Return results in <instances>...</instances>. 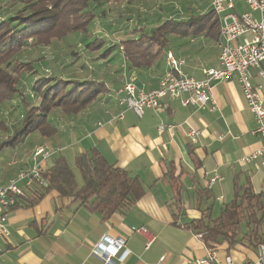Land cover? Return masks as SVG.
<instances>
[{
  "label": "crops",
  "instance_id": "1",
  "mask_svg": "<svg viewBox=\"0 0 264 264\" xmlns=\"http://www.w3.org/2000/svg\"><path fill=\"white\" fill-rule=\"evenodd\" d=\"M170 1L159 10L173 11L177 3L173 6ZM208 1L205 10L210 8ZM147 2L110 3V12L107 11L110 42L136 38L142 29L155 28L175 13L162 17L153 10L148 12ZM234 2L237 12L246 10L241 0ZM180 17L185 19L187 15L182 12ZM179 37L183 39H177L178 44L172 48L168 46L165 55L148 68H130L118 46V60L113 56L91 61L95 72L80 56L76 61L82 67L79 75H58L99 79L106 83L107 91L78 113L51 111L55 118L50 114L49 119L56 132L50 136L32 132L13 147L14 157L0 165V185L6 186L20 171L35 165L47 170L59 155L75 165L78 153L95 148L109 163L137 175L146 192L130 208L103 219L95 209L79 205L71 197H61L56 191L28 204L32 191L22 182L20 186L26 196L9 212V235L0 238V264H192L196 258L206 256L210 247L190 227L192 220L201 218L202 209L212 206L213 215L216 202H222V206L230 202L235 196L236 179L240 183L250 182L256 192H264L261 161L246 164L240 161L261 146L262 137L253 133L257 122L237 74L213 83L214 103L205 108L183 106L180 99L165 98L164 110L146 109L139 116L119 103V90L130 79L146 90L159 86L168 68L169 51L183 59V70L198 80L205 79V70L219 67L220 38ZM252 72V81L262 84L264 96V77L256 68ZM34 78L31 77L32 81ZM120 113L122 118H118ZM161 124L173 128L160 131ZM192 129L200 132L197 142H192L188 135ZM39 145L50 147L54 154L47 160L40 156L34 159V150ZM215 174L222 179L208 187ZM203 188H208L212 199L199 196ZM106 235L125 242L124 249L108 262L92 252ZM213 248L220 261L230 255L235 264L246 261L255 264L258 255L257 247L230 245L226 241Z\"/></svg>",
  "mask_w": 264,
  "mask_h": 264
},
{
  "label": "trees",
  "instance_id": "2",
  "mask_svg": "<svg viewBox=\"0 0 264 264\" xmlns=\"http://www.w3.org/2000/svg\"><path fill=\"white\" fill-rule=\"evenodd\" d=\"M124 1L140 0H0V105L23 95L25 77H35L31 82V94L36 97V103L25 104V113L18 124L11 127L1 124L6 136L0 138V152L6 147L17 146L32 132L53 135L56 127L49 119L53 109L65 114L78 113L107 91L106 83L99 79L38 73L35 64L40 58L26 61L21 58L27 39H32L31 46L38 48L74 34L79 38L83 36V39L90 38L84 47L88 55L100 51L95 60L112 59L119 46L129 67L142 69L151 67L165 55L169 35L220 38L219 15L211 7L185 19L167 18L155 28L142 29L138 37L115 44L94 33L96 28L89 31L90 25L106 14L107 4ZM77 53L70 50L73 61L80 58ZM23 102H26L24 97ZM75 165L83 178L82 185L78 184L66 157L56 156L44 173L48 185L30 188L32 198L28 204H35L49 192L56 191L61 197H71L79 205L95 209L103 219H108L133 206L146 192L137 175L109 163L95 148L78 153ZM198 194L212 199L208 188L200 189ZM190 227L203 233L210 247L225 241L230 245L258 247L264 243V192H256L250 182L240 183L236 179L235 196L221 207L219 215H212V206L202 209L201 218L192 220Z\"/></svg>",
  "mask_w": 264,
  "mask_h": 264
},
{
  "label": "built area",
  "instance_id": "3",
  "mask_svg": "<svg viewBox=\"0 0 264 264\" xmlns=\"http://www.w3.org/2000/svg\"><path fill=\"white\" fill-rule=\"evenodd\" d=\"M243 2L247 5V9L237 12L234 0H210L211 9L219 15L220 54L219 67L205 70V79L198 80L188 74L183 70L185 61L169 51L166 56L168 68L161 77L159 86L146 90L130 79L119 90V103L134 110L139 116H142L146 109L158 112L164 110L167 106L165 98L180 99L183 106L196 105L205 108L209 103H214L211 92L213 83L223 82L237 74L244 97L257 122V128L253 133L260 134L262 137L261 146L245 154L240 161L246 164L260 160L264 166L263 86L252 81L254 80L253 68L258 69L259 74L264 77L262 67L264 66V0H243ZM184 94L187 96L184 97ZM122 117L123 113H120L118 118ZM172 128L173 125L165 124L159 127L160 131ZM199 134L200 132L194 129L188 132L192 142H197ZM52 154H54L53 149L46 145H39L34 150V159L40 156L42 160H47ZM45 171L43 167L35 165L31 169L20 171L6 186L0 185V238L9 235L10 210L26 196L25 189L20 186V183L24 182L28 188L36 185L46 187L48 181L44 177ZM221 179L222 177L218 174L213 175L209 179L208 187H212ZM199 235L202 236L203 233ZM94 246L92 252L108 262L124 249L125 242L123 239L115 240L106 235ZM257 251L255 264H264V243L258 245ZM216 254L213 247H208L207 255L196 258L192 264H235L232 256H227L223 262L217 258ZM243 264L254 263L246 261Z\"/></svg>",
  "mask_w": 264,
  "mask_h": 264
},
{
  "label": "rangeland",
  "instance_id": "4",
  "mask_svg": "<svg viewBox=\"0 0 264 264\" xmlns=\"http://www.w3.org/2000/svg\"><path fill=\"white\" fill-rule=\"evenodd\" d=\"M236 1V0H235ZM240 0H237V2ZM243 2V0H241ZM170 5H175V2L177 3L173 11L169 10L165 13L164 10L160 11V7L162 5H165L169 3V0H151L147 2L145 6V10L149 12V10H153L154 12H158L159 15L162 17H166V13L168 16L172 17H180V13L184 12L186 13L187 17L191 14L197 12L200 13L203 10H205L206 6H208L209 1L208 0H171ZM244 3V2H243ZM110 6V7H109ZM246 9H247V5ZM111 8L110 3L105 6L106 14L100 15L89 27V31L92 32L96 28L97 34L107 38V40H110L109 36V30H108V23H107V11ZM172 11V12H171ZM110 12V10H109ZM168 12H171L170 14ZM183 16V15H182ZM157 23V22H156ZM169 47L172 48L176 46L179 39H183L182 37H179L178 35H169ZM178 39V40H177ZM81 40V41H80ZM90 40V38L83 39V36L79 38L77 35H71L63 38L62 40L56 41L54 40L50 46H40L38 48H34L31 46L32 39H27V45L24 48L21 58L22 60H30L33 58H40L41 60L35 64L37 68V72L41 74L46 75H66V76H76V74L81 73L82 67H80L79 62L77 63L75 60L73 61V56H70L69 52L70 50H74V52H78L77 54H80V56L83 57L84 60H86L87 65L90 68H93L94 72L96 71L94 69L93 64L91 61L97 58L98 52H94L92 54L88 55V52L84 50V47L87 43V41ZM109 42V41H107ZM80 44H84V46H80ZM113 55L116 56L114 59H119V51L116 48L113 52ZM43 57V58H42ZM65 63L63 66L61 63ZM36 72V73H37ZM80 72V73H79ZM35 74V73H34ZM32 77V76H31ZM31 77L24 78L22 80V96L17 95L16 97L12 98L11 100H6L0 105V138L5 137L6 133L3 132L2 125L6 124L9 127H11L12 124H18L19 121L22 118V115L25 113V104H33L36 103V97L31 94ZM26 81L28 83L26 84ZM23 97L26 99V102H23ZM56 109H53L54 111ZM51 114V118H55L54 112ZM12 123V124H11ZM2 124V125H1ZM11 124V125H9ZM14 150L13 147H6L0 152V165L2 163H7L10 159L14 157ZM71 167L74 169V173L76 174V178L78 180L79 185L83 184V178L75 167L74 164H70ZM9 169L5 171V173H8ZM222 206V202H216L215 206L213 208V216H217L220 208Z\"/></svg>",
  "mask_w": 264,
  "mask_h": 264
}]
</instances>
